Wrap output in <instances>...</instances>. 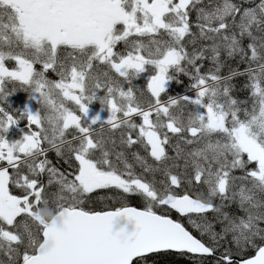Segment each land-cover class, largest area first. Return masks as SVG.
<instances>
[{
    "label": "snow or ice",
    "instance_id": "obj_1",
    "mask_svg": "<svg viewBox=\"0 0 264 264\" xmlns=\"http://www.w3.org/2000/svg\"><path fill=\"white\" fill-rule=\"evenodd\" d=\"M0 264H264V0H0Z\"/></svg>",
    "mask_w": 264,
    "mask_h": 264
},
{
    "label": "trees",
    "instance_id": "obj_2",
    "mask_svg": "<svg viewBox=\"0 0 264 264\" xmlns=\"http://www.w3.org/2000/svg\"><path fill=\"white\" fill-rule=\"evenodd\" d=\"M94 108L96 109V110H98V106H94ZM104 205H103V203H101L100 205H98V207H103Z\"/></svg>",
    "mask_w": 264,
    "mask_h": 264
}]
</instances>
